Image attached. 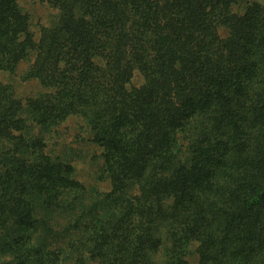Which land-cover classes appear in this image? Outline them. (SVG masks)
<instances>
[{
  "label": "trees",
  "instance_id": "obj_1",
  "mask_svg": "<svg viewBox=\"0 0 264 264\" xmlns=\"http://www.w3.org/2000/svg\"><path fill=\"white\" fill-rule=\"evenodd\" d=\"M193 255L264 264V0H0V264Z\"/></svg>",
  "mask_w": 264,
  "mask_h": 264
},
{
  "label": "rangeland",
  "instance_id": "obj_2",
  "mask_svg": "<svg viewBox=\"0 0 264 264\" xmlns=\"http://www.w3.org/2000/svg\"><path fill=\"white\" fill-rule=\"evenodd\" d=\"M40 10H41V12L42 11H46L45 9H40ZM50 12H51V10H50ZM94 149H95V147H93V146H91L90 148L86 147V152L91 153V152H93ZM90 158H92V157H90ZM82 163H85V165H84L85 168L82 169L81 175L83 174V176L85 177L83 179L86 180L87 183H92L93 180L91 179V175H89V176L87 175L88 174V168H89V173L91 172V168H90V166L92 165L91 164V161L88 159V161L85 160V162H82ZM93 165L96 166L95 164H93ZM85 175H87L88 177H86ZM103 184H104V187L103 188H108L105 185V183H103ZM194 256L195 255L192 256L193 264H198V261H197V259H194Z\"/></svg>",
  "mask_w": 264,
  "mask_h": 264
}]
</instances>
